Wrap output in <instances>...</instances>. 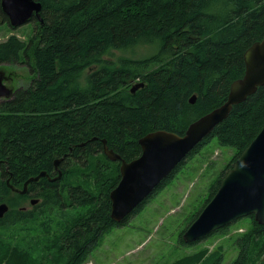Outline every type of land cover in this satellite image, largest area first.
<instances>
[{
    "label": "trees",
    "instance_id": "16d2710c",
    "mask_svg": "<svg viewBox=\"0 0 264 264\" xmlns=\"http://www.w3.org/2000/svg\"><path fill=\"white\" fill-rule=\"evenodd\" d=\"M36 1L41 21L31 19L28 40L10 35L0 41V64L29 60L35 74L0 103V203L8 205L0 218V264H82L101 236L124 222L109 215L119 161L103 154L101 140L129 161L140 154L143 135L158 129L183 134L192 120L221 105L230 84L244 74V51L263 35L264 0ZM142 47L150 52L112 59L116 51ZM136 81L143 86L132 92ZM263 124L264 85L234 105L187 155L212 139L233 150L200 209ZM60 158L61 176L54 181L41 177L24 194L6 184L8 178L21 188L28 177L50 172ZM29 192L40 201L22 210ZM247 219L248 228L233 241L237 255L230 264H264V223L252 215ZM179 242L189 245L181 236ZM220 254L209 263L219 264ZM204 255L173 264L210 258Z\"/></svg>",
    "mask_w": 264,
    "mask_h": 264
},
{
    "label": "water",
    "instance_id": "95a60500",
    "mask_svg": "<svg viewBox=\"0 0 264 264\" xmlns=\"http://www.w3.org/2000/svg\"><path fill=\"white\" fill-rule=\"evenodd\" d=\"M0 9L9 25L16 28L33 17L41 21V3L36 0H0ZM245 71L241 78L229 87L226 100L209 112L192 120L183 134L165 129L148 132L138 139L140 154L127 161L110 149L102 139L103 154L110 161H119L120 178L110 190V218L116 223L125 221L134 210L166 179L187 155L222 122L232 107L252 95L264 85V32L260 40L253 42L243 53ZM143 82L131 86V91L142 87ZM11 88L3 83L0 72V98H9ZM195 94L188 101L195 102ZM60 159L54 160L57 171L49 178L45 170L28 177L17 188L6 184L13 192L24 194L27 186L41 177L54 181L61 176ZM37 199L31 200L35 204ZM8 205L0 203V218L7 212ZM252 215L258 224L264 223V124L234 161L232 167L220 180L213 196L200 209L196 217L182 231L181 239L191 244L217 232L236 220Z\"/></svg>",
    "mask_w": 264,
    "mask_h": 264
},
{
    "label": "rangeland",
    "instance_id": "374dc122",
    "mask_svg": "<svg viewBox=\"0 0 264 264\" xmlns=\"http://www.w3.org/2000/svg\"><path fill=\"white\" fill-rule=\"evenodd\" d=\"M33 26L35 23L29 21L12 28L0 14V41L10 35L27 41ZM149 52L145 47L134 53L116 51L112 59L120 55L139 57ZM32 68L31 61L24 62L22 59L0 64L5 86L12 88L28 85L35 76ZM232 154L230 147L221 146L212 139L195 155L186 157L184 164L167 185L152 194L143 207L130 215L121 226L109 228L82 264H173L180 258L201 251L205 253V258H210L196 264H210L212 257L220 253L222 259L219 264H230L237 255V250L232 246L233 241L250 224L247 217L231 223L226 232H215L193 244L182 245L179 239L208 196L211 182ZM24 204L29 205L28 202ZM35 233L47 237L43 232Z\"/></svg>",
    "mask_w": 264,
    "mask_h": 264
},
{
    "label": "flooded vegetation",
    "instance_id": "af4514ba",
    "mask_svg": "<svg viewBox=\"0 0 264 264\" xmlns=\"http://www.w3.org/2000/svg\"><path fill=\"white\" fill-rule=\"evenodd\" d=\"M0 13L1 14H3L2 13V11H1V9H0ZM29 65H31V64H29ZM31 71H32V69H31ZM4 77V76H3ZM3 83H4V78H3ZM22 87H24V86H19V87H12L11 88V90H12V94H11V96L9 97V98H0V103L1 102H3V101H6V100H10L12 97H13V95H14V93L16 92V90H18V89H20V88H22ZM47 174H48V176H49V178H52V177H55L56 176V169H55V166H54V168H52V170L50 171V172H47ZM48 176H44L46 179H48ZM21 188H22V185H21ZM27 189H28V186H27ZM27 191V190H26ZM26 193V192H25ZM28 196H27V202L29 203V205H26V204H23V205H20L19 206V208L20 209H22V210H28V209H31V207H33L35 204H31V200H33V199H37V202H39L40 201V197L39 196H35L32 192L30 193H28L27 194ZM36 202V203H37ZM122 223V222H121ZM117 226H121V225H117ZM115 227V226H114Z\"/></svg>",
    "mask_w": 264,
    "mask_h": 264
},
{
    "label": "bare ground",
    "instance_id": "6f19581e",
    "mask_svg": "<svg viewBox=\"0 0 264 264\" xmlns=\"http://www.w3.org/2000/svg\"><path fill=\"white\" fill-rule=\"evenodd\" d=\"M141 82V81H140ZM137 83V82H136ZM134 92V91H133Z\"/></svg>",
    "mask_w": 264,
    "mask_h": 264
}]
</instances>
